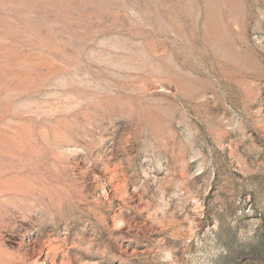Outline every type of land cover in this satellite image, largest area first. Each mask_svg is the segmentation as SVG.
Segmentation results:
<instances>
[{
  "label": "rangeland",
  "instance_id": "rangeland-1",
  "mask_svg": "<svg viewBox=\"0 0 264 264\" xmlns=\"http://www.w3.org/2000/svg\"><path fill=\"white\" fill-rule=\"evenodd\" d=\"M0 264H264V0H0Z\"/></svg>",
  "mask_w": 264,
  "mask_h": 264
}]
</instances>
